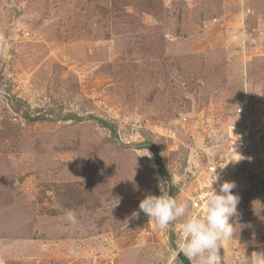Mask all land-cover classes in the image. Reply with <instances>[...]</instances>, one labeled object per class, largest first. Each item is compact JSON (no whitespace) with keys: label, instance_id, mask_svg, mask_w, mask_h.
<instances>
[{"label":"rangeland","instance_id":"obj_1","mask_svg":"<svg viewBox=\"0 0 264 264\" xmlns=\"http://www.w3.org/2000/svg\"><path fill=\"white\" fill-rule=\"evenodd\" d=\"M220 161L264 264V0H0V264H184L139 203Z\"/></svg>","mask_w":264,"mask_h":264},{"label":"clouds","instance_id":"obj_2","mask_svg":"<svg viewBox=\"0 0 264 264\" xmlns=\"http://www.w3.org/2000/svg\"><path fill=\"white\" fill-rule=\"evenodd\" d=\"M217 180L216 174L210 183L211 190L200 195L202 213L189 214V202H177L162 185L160 195L149 194L139 203V210L153 218L161 228H171L178 219L184 218L179 249L195 264H222L220 248L235 234L236 223L232 218L238 215L239 196L232 190L236 185L233 181H224L217 190L212 186ZM73 218L69 213V219Z\"/></svg>","mask_w":264,"mask_h":264},{"label":"built area","instance_id":"obj_3","mask_svg":"<svg viewBox=\"0 0 264 264\" xmlns=\"http://www.w3.org/2000/svg\"><path fill=\"white\" fill-rule=\"evenodd\" d=\"M240 109H241V111H240ZM238 111H240L239 113H243V114L246 113V111L243 107L239 108ZM228 146L231 149V151H233L238 157H241V155H242L241 151L243 150L244 143H237L234 141V139H229ZM241 172H243V171H241ZM229 173H230V167H228V162H224V161L214 162L213 164H211L209 166V169L207 171V176L204 178V182L202 183L204 189L196 196L195 200H193L195 207H197L199 209V210H197V213H202V211H203V203L200 200V195L202 192H204L206 190H211L210 183L212 180L215 179L216 174L218 175V180L216 182H214L212 186H213V188L218 190L219 184L223 183L224 181H231L229 178L230 177ZM233 178H236L239 181V178H241V173H237V175L233 176ZM232 181L237 183V181H235V180H232ZM180 236H181V232H180Z\"/></svg>","mask_w":264,"mask_h":264},{"label":"trees","instance_id":"obj_4","mask_svg":"<svg viewBox=\"0 0 264 264\" xmlns=\"http://www.w3.org/2000/svg\"><path fill=\"white\" fill-rule=\"evenodd\" d=\"M25 116H27L28 118H30V119H32V120H34V121H37V120H39V119H42V116H40V115H33V116L31 115V116H30V113H29V114H25ZM106 124H108V123H106ZM109 125H110V124H109ZM148 148H150V149L152 150L153 154L155 155V157H156V162H157L158 168H159V170H160L162 176H163V177H166V175H167L168 172H167V170H166L164 164L161 162V159H160V157H159V151H158V149H157L153 144L149 145ZM175 191H176V189L173 188V187H171L170 190H169V192H168V194H169L170 196L173 197ZM178 256H179L180 260H181L182 262H184V264H193V263L190 261V259L184 255L183 252H179V253H178Z\"/></svg>","mask_w":264,"mask_h":264},{"label":"water","instance_id":"obj_5","mask_svg":"<svg viewBox=\"0 0 264 264\" xmlns=\"http://www.w3.org/2000/svg\"><path fill=\"white\" fill-rule=\"evenodd\" d=\"M169 242L174 247V249L177 250L179 248V243L174 232V225L169 228Z\"/></svg>","mask_w":264,"mask_h":264}]
</instances>
